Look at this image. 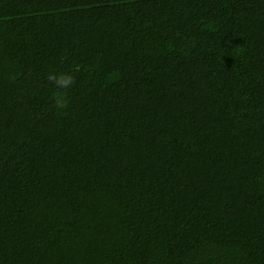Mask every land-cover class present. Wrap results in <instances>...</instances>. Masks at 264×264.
Here are the masks:
<instances>
[{
  "label": "trees",
  "instance_id": "1",
  "mask_svg": "<svg viewBox=\"0 0 264 264\" xmlns=\"http://www.w3.org/2000/svg\"><path fill=\"white\" fill-rule=\"evenodd\" d=\"M0 264H264V0H0Z\"/></svg>",
  "mask_w": 264,
  "mask_h": 264
},
{
  "label": "clouds",
  "instance_id": "2",
  "mask_svg": "<svg viewBox=\"0 0 264 264\" xmlns=\"http://www.w3.org/2000/svg\"><path fill=\"white\" fill-rule=\"evenodd\" d=\"M49 82H51L56 88L69 90L74 85V77L70 73L60 72V73H50L47 76Z\"/></svg>",
  "mask_w": 264,
  "mask_h": 264
}]
</instances>
